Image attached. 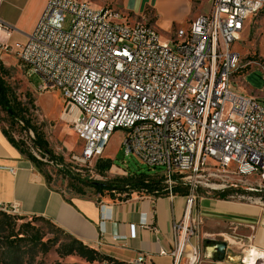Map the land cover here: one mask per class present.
Here are the masks:
<instances>
[{"label":"built area","instance_id":"obj_1","mask_svg":"<svg viewBox=\"0 0 264 264\" xmlns=\"http://www.w3.org/2000/svg\"><path fill=\"white\" fill-rule=\"evenodd\" d=\"M259 9L264 0H212L209 14L199 16L192 30H177L163 41L149 22L128 23L115 10L46 0L27 41H0V49L17 57L28 77L42 80V92L58 91L73 109L70 123L83 146L77 163L101 159L121 132L125 156L161 170L167 195H174L175 176L186 182L185 215L172 228L173 264L200 260L201 248L191 244L195 231L188 226L197 200L193 179L214 166L240 180L264 182V103L248 100L229 80V71L244 64L233 46ZM112 21L122 28L111 29ZM12 31L0 20L5 41ZM109 208L101 206L103 212ZM8 209L18 213L19 208ZM245 240L237 245L254 248L253 235ZM244 257L234 264H243ZM136 262L145 264L142 257Z\"/></svg>","mask_w":264,"mask_h":264},{"label":"crops","instance_id":"obj_2","mask_svg":"<svg viewBox=\"0 0 264 264\" xmlns=\"http://www.w3.org/2000/svg\"><path fill=\"white\" fill-rule=\"evenodd\" d=\"M23 1L8 0L0 7L8 3L17 9ZM199 1L123 0L122 10L152 24L161 39L167 41L175 31L187 30L191 22L202 16L196 7ZM32 2L36 8L26 29L0 13V20L13 29L9 41L0 35L1 42L27 41L46 6V0H26V5ZM0 167L15 170L14 174L0 170V210L16 205L18 215L44 218L90 249L120 263L135 264L142 257L145 264H173L169 255L175 245L172 228L183 220L187 197L142 195L125 201L81 197L68 200L47 186L33 165L3 136L1 128ZM196 204L188 226L195 231L191 244L201 248L200 260L203 256L204 261L212 262L217 257L214 243L225 242L231 245L226 248V261L237 263L236 258L240 261L243 256L234 255L233 246L252 235V246L264 254V208L207 198L198 199ZM103 205L110 211L103 212Z\"/></svg>","mask_w":264,"mask_h":264},{"label":"rangeland","instance_id":"obj_3","mask_svg":"<svg viewBox=\"0 0 264 264\" xmlns=\"http://www.w3.org/2000/svg\"><path fill=\"white\" fill-rule=\"evenodd\" d=\"M79 1L87 2L95 9L108 8L115 10L114 13L120 15L128 23L141 22L122 10L123 0ZM211 1L200 0L197 2L196 7L200 10L201 15L209 14ZM35 8L33 2L26 5V0H24L17 4V9L9 6L8 3H4L0 7V13L2 16L12 19L13 22L17 21L26 29L32 23ZM8 44H13V41ZM233 51L240 54L244 59L241 70L234 77L236 81L235 89L244 93V95L258 97L260 103H264V95L261 94L264 93V9L249 22L240 42L233 46ZM16 58L10 52L0 49V65L3 72L6 73L4 75L5 80L24 103H27V98L34 101L37 123L41 125L43 140L47 142L48 151L51 152V155H46L43 150L41 153V150L34 146V135L32 133H25L17 126L10 127L7 117L0 112L1 126L8 130L10 136L20 145L24 152L23 157L29 155L40 161L43 165L41 167L42 171L48 176L50 187L55 192L62 193L68 200L81 197L91 200H104L106 198L118 201H124L132 196L150 195L157 197L168 194V192H164L163 179L160 175L161 170H150L135 157L125 156L120 148L121 132L114 134L101 159L86 165L77 163L75 157L81 153L83 146L75 136L70 123L73 109L67 108L58 91L49 89L42 92V80L35 75L28 77L26 69ZM249 62H254L256 65L250 66V64H247ZM106 161H111L114 165L108 171L99 173L98 163ZM210 169L204 176L195 178L192 181L197 196L196 203L200 198H207L264 208V182H260L255 177L240 180L232 174L219 172L214 166H210ZM69 174L82 182L102 185L115 183L113 186L118 189L120 188L119 181L128 176L134 178L145 176L148 177L145 180L161 182V189L152 194L141 188L139 190H126V193L123 194L114 192L101 195L84 187V185L73 183L67 178ZM180 179V176H175L177 184L173 186V189L187 186L186 182H181ZM222 193H227L223 199L219 198ZM11 215L20 217L18 214ZM30 220L31 218L26 217L24 221H17V229L21 224H25ZM33 226L40 231L43 242H49L48 252H44L39 246L35 247L31 244L29 246L22 245L14 255H11L5 249L3 235H0V264H91L74 255L64 256V248L70 241L56 233L51 226L43 222H33ZM233 249H235L234 255L236 256H244L247 253V248L241 249L240 246H233ZM243 251H245L244 255ZM202 257L199 264H217L216 257L212 262L204 261ZM228 262L230 263L231 260ZM93 264L110 263L97 262ZM231 264L234 263L231 262ZM243 264L245 263L243 262Z\"/></svg>","mask_w":264,"mask_h":264},{"label":"trees","instance_id":"obj_4","mask_svg":"<svg viewBox=\"0 0 264 264\" xmlns=\"http://www.w3.org/2000/svg\"><path fill=\"white\" fill-rule=\"evenodd\" d=\"M5 74L6 73L3 72V69L0 65V112L5 114V116L7 117V121H9L10 127L17 126L25 133H32L34 135V146L38 150L40 149L41 153L43 150L46 155H51V152L48 151L47 142L43 140L41 125L37 123L35 115L36 108L34 106V101L30 98H27V103H24L23 100H21L14 92V90L7 84L4 76ZM0 128L3 136L7 139V141L21 155H23L24 152L22 151L20 145L16 141H14V139L10 136L8 130L1 126V120ZM25 158L33 165L34 169L39 173V175L43 177L47 186L51 188L49 184V178L46 173L42 171L41 167L43 165L40 163V161L36 160V158H33L29 155H27V157ZM112 165L114 164L111 161L101 162L98 163L97 169L99 170V173H103L104 171H108ZM67 176V178L73 181V183L84 185V187L92 189L96 193H99L101 195L104 193L112 194L114 192L123 194L126 193V190H139L141 188L146 189L148 193L152 194L155 191L157 192V190L161 189V182L145 180L148 178L145 176L135 178L128 176L127 178H124L119 181V189L113 186L115 183L112 185L93 184L91 182H82L71 174ZM173 194L186 197L189 194V186H182L178 188L175 187L173 189ZM225 195H227V193H222L219 195V198L223 199ZM25 219L26 217H17L15 215H11L4 212L3 210H0V235H3L5 249L11 255H14V253L17 252L22 245L29 246L31 244H33L35 247L39 246L41 249H43L44 252H48L49 242L44 243L43 236L40 234V231L33 226V222H43L51 226V228H53L56 233L64 236L65 239L70 241V243L64 248V256L74 255L91 264L97 262H108L110 264H125L112 260L111 258L103 256L95 250L90 249L89 247L72 238L62 230L58 229L56 226L54 227V225L48 220L41 217H31V220L29 222L21 224V226H19V228L17 229V221H24Z\"/></svg>","mask_w":264,"mask_h":264},{"label":"bare ground","instance_id":"obj_5","mask_svg":"<svg viewBox=\"0 0 264 264\" xmlns=\"http://www.w3.org/2000/svg\"><path fill=\"white\" fill-rule=\"evenodd\" d=\"M262 10L263 9H259V12H257V16L260 14V12H262ZM197 19L190 23V25L188 26L187 30H192V25L196 24ZM111 26H112L111 29H121L122 28L120 21H112L111 22ZM155 29L156 28L153 29L154 36H159ZM240 70H241V65L238 66V68H236V70H230L229 71V80H234L235 75L238 74V72ZM244 96L247 97L248 100H251V101H253L255 103H260V101H259L260 99L258 97L247 96V95H244ZM2 210L4 212H8V213H11V214H18L17 212H11V210L8 209V208L2 209ZM236 260L239 261V258H236ZM244 263L245 264H264V254L259 252L257 249L255 250V248L254 249H250V251L247 252V255H246V258L244 260ZM135 264H142V263H140V262L137 263L136 262Z\"/></svg>","mask_w":264,"mask_h":264},{"label":"water","instance_id":"obj_6","mask_svg":"<svg viewBox=\"0 0 264 264\" xmlns=\"http://www.w3.org/2000/svg\"><path fill=\"white\" fill-rule=\"evenodd\" d=\"M214 252L217 254L216 262L217 263H224L226 261L225 254H226V248L227 244L225 242H217L214 243Z\"/></svg>","mask_w":264,"mask_h":264}]
</instances>
